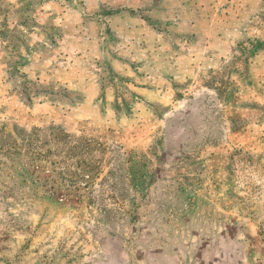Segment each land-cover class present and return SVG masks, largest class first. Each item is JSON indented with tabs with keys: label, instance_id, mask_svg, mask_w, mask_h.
Returning a JSON list of instances; mask_svg holds the SVG:
<instances>
[{
	"label": "rangeland",
	"instance_id": "374dc122",
	"mask_svg": "<svg viewBox=\"0 0 264 264\" xmlns=\"http://www.w3.org/2000/svg\"><path fill=\"white\" fill-rule=\"evenodd\" d=\"M0 264H264V0H0Z\"/></svg>",
	"mask_w": 264,
	"mask_h": 264
}]
</instances>
